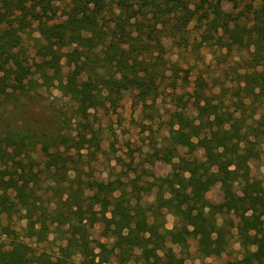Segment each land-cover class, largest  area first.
<instances>
[{
	"label": "trees",
	"instance_id": "obj_1",
	"mask_svg": "<svg viewBox=\"0 0 264 264\" xmlns=\"http://www.w3.org/2000/svg\"><path fill=\"white\" fill-rule=\"evenodd\" d=\"M57 2L64 0H0V116L40 87L58 88L71 103L58 109L56 133L0 126V227L11 239L0 243V264H81L90 257L100 264H187L191 239L202 258L226 253L233 222L242 256L232 264H264V186L252 170L264 154V0H69L65 12ZM35 23L40 36L31 57L21 32ZM217 34L224 38L218 45L240 56L231 65L235 77L210 86L199 75L191 93L175 98L181 109L172 111L170 134L150 155L172 171L147 183L94 177L83 150L95 155L98 133H75L71 123L118 106L127 93L146 102L179 78L188 81L192 66L174 61V45L197 49ZM189 106L204 118L188 117ZM181 148L195 153L190 158ZM217 185L216 203L208 193ZM3 215L25 226L3 225ZM97 224L106 241L95 253ZM53 232L57 251L38 252L32 242Z\"/></svg>",
	"mask_w": 264,
	"mask_h": 264
},
{
	"label": "rangeland",
	"instance_id": "obj_2",
	"mask_svg": "<svg viewBox=\"0 0 264 264\" xmlns=\"http://www.w3.org/2000/svg\"><path fill=\"white\" fill-rule=\"evenodd\" d=\"M60 6V12H65L69 8V0L57 2ZM36 23L21 32L24 39L25 48L31 54L35 55L34 46L36 38L40 36L36 30ZM224 40L221 34L210 37L209 42L202 43L200 48L194 49L192 46L187 48L174 45V61H178L184 68L192 66L188 81L178 79L177 84L168 86L164 93L159 94L157 99H150L142 102L137 99L135 92L127 93L123 96L118 106H106L92 110L88 119L75 120L71 123L73 131L89 133L90 127L93 128L99 136L100 147H91L95 155L88 153V149L83 150L86 153L85 160H89V169L94 177L103 180H114L118 177L128 179L137 176L142 183L152 181L154 176L164 177L172 171V165L161 160L152 162L151 153L156 148L162 146L170 134L169 123L172 111L180 110L175 98L191 93L195 84V79L203 75L210 86L217 81L231 79V65L234 61L240 59L237 51L228 53L226 47H221L218 42ZM247 55L246 53H244ZM32 61V59H31ZM225 69H229L224 72ZM69 67L65 65L62 69L63 75H67ZM182 71L180 75H184ZM220 86H213V91L217 95L220 92ZM172 95V96H171ZM174 95V96H173ZM187 98V96H186ZM70 101L64 97L61 91L56 87L46 89L40 87L37 90H28L24 92L18 102L12 103L4 116H0V126L6 125L7 121L16 126H31L40 133H56V114L58 109H66L70 106ZM188 117L199 122L204 115L193 107L186 110ZM57 118V117H56ZM180 153L192 157L195 152L186 148H181ZM200 154V151L197 153ZM253 174L261 178L264 186V154L260 161L253 163ZM149 201L154 200V196L147 197ZM208 198L213 202L222 201V187L215 186L209 193ZM237 220V219H236ZM235 219L233 221H236ZM167 226L172 228L175 223V217L168 213L166 216ZM232 221V222H233ZM19 230L25 226V221L19 220L18 216L11 219L6 215L1 218V224L8 225ZM232 228V238L230 248L221 256L202 258L199 255L201 245L195 239H191V256L186 260L187 264H232L242 256V247L237 240L236 223ZM103 225L97 224L92 229V246L95 253L99 251V243L105 242L102 236ZM57 232H53L49 239L42 243L32 242L38 252L46 250L54 253L58 249L59 240L56 238ZM11 239L2 233L0 227V243L8 244ZM90 257L88 260L79 259L81 264H100L97 257ZM110 264H116L111 261Z\"/></svg>",
	"mask_w": 264,
	"mask_h": 264
}]
</instances>
